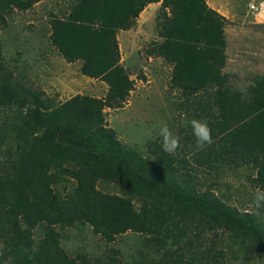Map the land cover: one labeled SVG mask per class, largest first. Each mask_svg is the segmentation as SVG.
Here are the masks:
<instances>
[{
	"label": "trees",
	"instance_id": "1",
	"mask_svg": "<svg viewBox=\"0 0 264 264\" xmlns=\"http://www.w3.org/2000/svg\"><path fill=\"white\" fill-rule=\"evenodd\" d=\"M42 1L0 0V28ZM160 2L162 40L146 52L172 66L178 106L206 121L213 141L197 150L189 122L175 155L160 137L146 154L124 144L106 112L135 88L118 34ZM226 24L207 0H71L42 37L107 92L64 101L16 75L0 45V264H228L245 241L264 252V210L241 211L229 180L243 175L264 190V76L246 95L230 88ZM72 228L90 230L105 251L72 255L63 245ZM124 235L136 239L131 253L113 245Z\"/></svg>",
	"mask_w": 264,
	"mask_h": 264
},
{
	"label": "rangeland",
	"instance_id": "2",
	"mask_svg": "<svg viewBox=\"0 0 264 264\" xmlns=\"http://www.w3.org/2000/svg\"><path fill=\"white\" fill-rule=\"evenodd\" d=\"M70 1L44 0L28 13L12 14L8 26L0 28L4 58L16 75L28 79L49 96L58 94L61 101L81 92L103 97L107 92L105 83L83 78L80 64L64 61L48 38L42 37L40 29L48 26L50 14L60 15ZM207 3L227 19L228 58L224 72L229 76L230 88L246 95L255 79L264 76V0H207ZM160 7L161 3L148 5L132 30L118 34L121 63L131 74L135 88L124 108L106 110L108 124L117 131L119 139L144 154L148 153L147 141L159 138V127L166 125L177 137L179 127L190 122L178 106L176 91L170 87L172 66L160 58L149 57L146 52L151 43L162 40L157 26ZM229 180L242 192L236 197L238 202L233 203L241 211H254L251 207L253 187L247 186L243 175L229 176ZM242 199L246 205H241ZM80 230L69 229L63 240L72 255L105 251L103 242L90 230ZM219 232L218 237L223 238L222 231ZM135 240L133 235H124L113 245L131 253ZM245 242L249 244L246 252L240 254L234 249L235 254L227 255L228 264H264V252H260L256 244Z\"/></svg>",
	"mask_w": 264,
	"mask_h": 264
},
{
	"label": "clouds",
	"instance_id": "3",
	"mask_svg": "<svg viewBox=\"0 0 264 264\" xmlns=\"http://www.w3.org/2000/svg\"><path fill=\"white\" fill-rule=\"evenodd\" d=\"M121 32H124V31H121ZM190 126L192 130V135L195 138V147L197 150H200L204 148L206 145H210L213 142L211 128L209 127L206 121L193 119L190 121ZM157 135L161 139L162 151L169 155H175L177 150L180 147V143H179V139L173 135L172 131L166 125L161 126L158 128ZM251 207L257 212L264 210V190H261L259 188L255 190L253 199L251 201Z\"/></svg>",
	"mask_w": 264,
	"mask_h": 264
},
{
	"label": "crops",
	"instance_id": "4",
	"mask_svg": "<svg viewBox=\"0 0 264 264\" xmlns=\"http://www.w3.org/2000/svg\"><path fill=\"white\" fill-rule=\"evenodd\" d=\"M146 9H147V8H146ZM146 9L143 11V13H145V12H146ZM143 13H142V14H143ZM142 14H141V15H142Z\"/></svg>",
	"mask_w": 264,
	"mask_h": 264
}]
</instances>
